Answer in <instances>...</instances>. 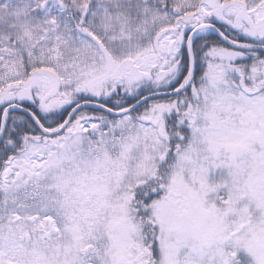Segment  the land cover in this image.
Returning <instances> with one entry per match:
<instances>
[{"label":"snow or ice","instance_id":"snow-or-ice-1","mask_svg":"<svg viewBox=\"0 0 264 264\" xmlns=\"http://www.w3.org/2000/svg\"><path fill=\"white\" fill-rule=\"evenodd\" d=\"M0 264H264V0H0Z\"/></svg>","mask_w":264,"mask_h":264}]
</instances>
